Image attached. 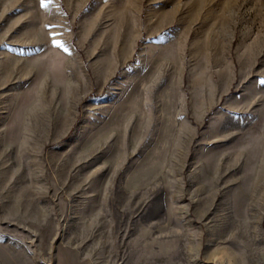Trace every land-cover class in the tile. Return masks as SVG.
Segmentation results:
<instances>
[{
	"label": "rangeland",
	"instance_id": "rangeland-1",
	"mask_svg": "<svg viewBox=\"0 0 264 264\" xmlns=\"http://www.w3.org/2000/svg\"><path fill=\"white\" fill-rule=\"evenodd\" d=\"M43 3L0 0V264H264V0Z\"/></svg>",
	"mask_w": 264,
	"mask_h": 264
},
{
	"label": "bare ground",
	"instance_id": "bare-ground-1",
	"mask_svg": "<svg viewBox=\"0 0 264 264\" xmlns=\"http://www.w3.org/2000/svg\"><path fill=\"white\" fill-rule=\"evenodd\" d=\"M263 210H264V204L263 203H258V204H256V206H253V207H249L248 209H247V215H248V217H250V218H252V219H256V221H257V219H262V218H264V212H263ZM252 223V222H251ZM256 238V237H255ZM246 240V239H245ZM216 241V240H215ZM216 243V242H215ZM218 244V243H217ZM225 244V243H224ZM224 258H225V256L224 255H222L220 258H219V260H224ZM263 259V258H262Z\"/></svg>",
	"mask_w": 264,
	"mask_h": 264
},
{
	"label": "snow or ice",
	"instance_id": "snow-or-ice-1",
	"mask_svg": "<svg viewBox=\"0 0 264 264\" xmlns=\"http://www.w3.org/2000/svg\"><path fill=\"white\" fill-rule=\"evenodd\" d=\"M41 6L42 7H46V4L43 3V0H41ZM52 43H53L54 46H56L58 48H63L64 47V45L60 41L53 40Z\"/></svg>",
	"mask_w": 264,
	"mask_h": 264
}]
</instances>
